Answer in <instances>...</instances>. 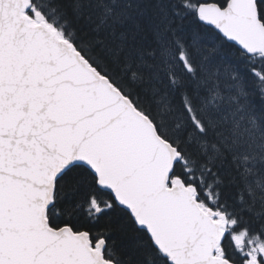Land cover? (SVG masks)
Returning <instances> with one entry per match:
<instances>
[{"label":"snow or ice","instance_id":"1","mask_svg":"<svg viewBox=\"0 0 264 264\" xmlns=\"http://www.w3.org/2000/svg\"><path fill=\"white\" fill-rule=\"evenodd\" d=\"M0 264H264V0H0Z\"/></svg>","mask_w":264,"mask_h":264}]
</instances>
